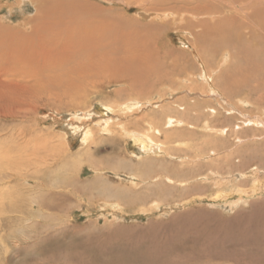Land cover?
Returning a JSON list of instances; mask_svg holds the SVG:
<instances>
[{
  "label": "rangeland",
  "instance_id": "1",
  "mask_svg": "<svg viewBox=\"0 0 264 264\" xmlns=\"http://www.w3.org/2000/svg\"><path fill=\"white\" fill-rule=\"evenodd\" d=\"M16 1H2L0 25L23 31L16 12L10 20L7 17L8 9L16 8ZM89 1L128 20L138 18L148 23L138 16L136 6L126 10L124 5L114 7L105 0ZM204 3L171 1L167 9L180 23L157 21L163 26L159 39L155 31H139L155 51L173 47L189 56V60H183L189 71L182 68L179 76L196 80L195 87L192 82L188 83L190 87L176 79L169 86L157 87L158 94L142 97L157 103L147 106L144 113L161 125L168 115L183 117L160 107L173 101L169 95L174 89L179 91L176 99L192 98L189 102L193 107V101L199 100L195 109L203 116L194 120L198 126L195 134H180L188 140L186 145L168 144L163 136L159 141L165 151L163 157L142 162L132 140L123 131L121 135L119 127L114 126L112 131L111 124L105 129L93 123L95 136L85 143L81 137L68 138L65 125L83 113L75 109L91 106L98 115L108 118L104 104L132 98L127 84L107 75L99 81L88 80L83 91L66 94L62 89L61 98L51 101L44 92L22 96L18 99L23 105L20 117L1 118L0 179L6 180L0 181V195L24 194L27 198L14 201L22 213H7L11 199H0L5 201L0 204V264H264V123L245 122L252 115L264 121V72L260 74L264 68L253 71L247 62L249 53L226 46L217 48L209 68H219L215 85L221 89L226 81L236 83L237 90L227 92L230 103L222 99L217 102L218 95L211 92L209 96L213 97L203 101L198 95L187 97L184 85L193 88V93L204 91L198 76L206 65L193 59L189 49L191 36L187 32L195 30L197 21L192 20L191 25L188 16V23L182 22L181 15L195 13ZM218 3L208 4L207 11L228 10V2ZM31 11L26 17H34L35 10ZM242 21L239 23L243 25L237 27L241 29L238 39L251 52L264 54L263 36L249 29L255 25L252 15L247 21L242 16ZM197 31L194 34L200 33ZM224 48L232 57L222 65ZM174 56L184 57L180 53ZM49 90L48 95L55 97L54 89ZM162 96L164 102H160ZM4 104L7 110L16 108L11 101ZM176 109L184 113L186 106ZM139 117L125 121L132 122L131 128L143 130L146 126L135 122ZM207 119L210 125L225 128L228 135L210 137L203 128ZM120 121L113 119L112 124ZM8 150L22 158L21 164L15 165L20 179L7 178L3 157ZM191 158H197V162L191 163ZM132 176L138 178L135 185L131 184Z\"/></svg>",
  "mask_w": 264,
  "mask_h": 264
},
{
  "label": "bare ground",
  "instance_id": "2",
  "mask_svg": "<svg viewBox=\"0 0 264 264\" xmlns=\"http://www.w3.org/2000/svg\"><path fill=\"white\" fill-rule=\"evenodd\" d=\"M2 1L5 0H0V8L3 7ZM105 1L112 3L114 7L124 5L126 10H131L133 6H136L138 16L146 19L148 23L144 24L138 18L128 20L121 14L95 5L89 0H74L70 3H65L62 0H19L15 3L16 8L8 9L10 17H7L9 20L16 12L15 16L20 18L18 22L25 29L23 31L20 29L15 30L9 28V26L0 25V120L4 117H13L14 119L20 117L23 113L21 109L23 105L18 99L22 96L33 97L35 94L44 92L48 97L47 99L51 101L59 97L62 89H65L66 94L77 90L83 91L81 88L87 85L88 80L99 81L104 75H107L113 81L116 80L117 83L127 84L132 98L122 103L109 101L104 104L107 108L108 118H105L104 115H98L95 110L90 109L91 106L83 110L75 109V112L83 113L81 115L76 114L73 122L65 125L64 131L67 132H65L67 137L73 136L74 139L81 137L82 142L85 143L89 137L93 138L95 136L94 131L96 129L92 126L93 123L97 122L105 129L111 124L112 131L114 126L119 127V133L123 131L132 140L134 148L138 151V158L142 162L158 160L163 157L165 152L163 144L159 142L163 136H165L168 144L186 145L188 140L182 139L181 137L184 136L180 134H195L198 126L194 123V120L203 116L201 111L198 113L195 109L196 107L199 108L197 106L199 100L194 98L193 107L189 102L192 98L190 100L185 97L176 99L175 97L179 91L175 89L169 95L173 97V101L160 107L165 111L180 113L183 116L182 118L168 115L165 118L164 125H161L159 122L148 119V115L145 116L144 113L147 106H153L157 103L151 101V98L143 100L142 97L147 94L150 95L149 93L156 94L157 87L169 86L176 79H180L187 85L191 82L192 86L195 87L196 85V80L194 82V80L179 76L182 74V68L187 72L189 71L183 65V60H189V56L173 47L168 51L165 50V52H163L164 49L163 51H155L157 49L153 48L154 46L151 47L148 41L145 40L146 36L143 38L141 34L139 35V31L145 28V31H155V37H159L163 26L158 25L157 21H168L170 23L176 21L175 23H180L175 18L177 15L167 9L168 4L173 0ZM213 1L219 2V0H205L204 5L197 8L195 13L184 12L181 15L182 22H187L186 18L188 16L191 17V21H189L191 25L193 24L192 20L197 21V25L194 24V29L200 33L194 34L195 30L187 32L191 36L188 38L189 49L192 48L193 59L206 65L200 75H196V77L202 79L200 88L204 91L193 93L194 89L189 87L186 89L185 85L184 90H186L187 97L198 95L201 100L212 98L213 95L209 96L211 92L218 95L219 100L216 99L217 102L222 99L228 105L230 100L227 92L231 90L234 93L237 90V85L236 83L230 84L229 81H226L224 89L215 85V74L219 68H209L210 60L217 48L226 46L249 53L250 57L247 62L249 67L253 68V71L258 68L260 71V68H264V62L260 60V55L264 59V54L251 52L245 43L240 42L238 35L241 29L237 28L239 25H243V23H239L242 21V16L247 21L252 15L253 24L255 25L249 29L255 30L264 38V0H242L246 2L245 5H239L238 1L240 0H220V3L228 2L227 11H207L210 9L208 4ZM32 9L36 13L34 17H26ZM22 16L25 17L22 18ZM156 38L153 39L157 41L159 38ZM206 50L209 51V56ZM223 50L225 53L222 56V65L231 60L232 57L229 49L224 48ZM179 53L184 55V57L182 56L184 59L181 56H174ZM169 58L172 60L171 63ZM263 72L262 69L260 74ZM165 82L168 84H165ZM191 85L189 86L191 87ZM170 87L172 86L170 85ZM205 87L208 90H205ZM50 88L54 89L53 94L55 97L48 95ZM61 94L63 93L61 92ZM159 99L160 102H164L166 98L162 96ZM6 100L13 102L17 109H8V111L7 104H4ZM183 106H186L184 113L176 109V107ZM210 111L214 113L215 109H210ZM194 112H197L196 117L193 115ZM137 115L140 117L135 122L137 125L142 122L146 126L143 130L133 129L130 126L132 122L126 123L125 121V119L137 117ZM249 117L245 122L253 125L264 123L258 118L259 116L252 115ZM116 118L121 121L112 124V120ZM207 120L203 128L210 137H225L228 135L225 128L214 127L210 125L209 119ZM167 125L169 127H166ZM3 158L5 172H8L7 178L20 179L16 175L15 165L16 163L21 164L22 158L16 157L14 152L10 150L5 152ZM196 160L197 158L190 159L191 163L197 162ZM97 170L102 172L98 168ZM102 170L104 171V169ZM2 180H6V178L0 179V181ZM137 181L138 178L134 176L131 184L135 185ZM3 197H9L12 200H9L11 204L7 207V213H22V208L18 202L17 205L14 204V201L27 198L24 194L19 196L9 194L7 196L3 193L0 195V199ZM3 202H0V204H4ZM43 206L45 205L43 204ZM113 206L118 207L117 205Z\"/></svg>",
  "mask_w": 264,
  "mask_h": 264
}]
</instances>
